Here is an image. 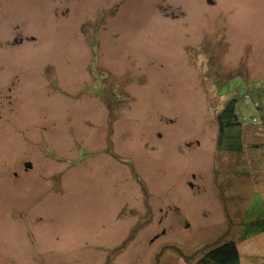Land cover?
Listing matches in <instances>:
<instances>
[{"label":"rangeland","instance_id":"1","mask_svg":"<svg viewBox=\"0 0 264 264\" xmlns=\"http://www.w3.org/2000/svg\"><path fill=\"white\" fill-rule=\"evenodd\" d=\"M210 1L0 0V40L38 39L0 48V264H264V0Z\"/></svg>","mask_w":264,"mask_h":264},{"label":"trees","instance_id":"2","mask_svg":"<svg viewBox=\"0 0 264 264\" xmlns=\"http://www.w3.org/2000/svg\"><path fill=\"white\" fill-rule=\"evenodd\" d=\"M230 96V98L227 97L221 109L215 114V122L217 125L216 148L219 151L237 152L241 150V143L238 135L236 136L233 133L234 129L239 128L243 123L256 125L259 117L252 115L249 118L246 114L241 113L237 107V97L235 95ZM244 97V99H251L250 102L255 108H260L258 94L247 92L244 94ZM242 116H245V121L241 119ZM263 222L261 219L250 222L252 226L251 232L254 235L264 232ZM187 264H240L238 245L234 240H227L221 244L212 246L202 252L196 261Z\"/></svg>","mask_w":264,"mask_h":264},{"label":"flooded vegetation","instance_id":"3","mask_svg":"<svg viewBox=\"0 0 264 264\" xmlns=\"http://www.w3.org/2000/svg\"><path fill=\"white\" fill-rule=\"evenodd\" d=\"M14 15H19L18 12L14 13ZM17 20L20 21V19L18 18ZM23 25L19 26L16 24L12 29H10L9 31L4 33V36L2 38V40H0V48L2 47H10V48H17L16 52L18 54L24 53L22 52V50L26 47V46H32L33 43L38 42V39H36V37L34 36V34H32L34 27L32 24H27L26 21L24 20V22L22 23ZM22 49L21 51H18V49ZM30 50V49H29ZM26 52L29 53L28 50H25ZM3 52V51H2ZM2 52H0V62H3V55L1 54ZM19 58L22 60V58L20 56L22 55H18ZM11 72H9L8 74H10ZM3 74V70L2 68H0V77ZM21 74V73H19ZM33 164L30 161H23L22 163V169H17V171H12V175L13 177H17L18 174H20L22 176L23 172H25L23 175L25 176L28 172L33 170ZM4 177L7 175V173L5 172V170L1 173ZM50 174L48 173V176ZM4 177L2 179H4ZM6 208H13V205H8ZM109 264V262H108Z\"/></svg>","mask_w":264,"mask_h":264},{"label":"water","instance_id":"4","mask_svg":"<svg viewBox=\"0 0 264 264\" xmlns=\"http://www.w3.org/2000/svg\"><path fill=\"white\" fill-rule=\"evenodd\" d=\"M208 1H209V3H211L210 0H208ZM241 119L245 121V116H242ZM244 124H245V123H243V125H244ZM192 177L194 178V175H193ZM189 186L192 187L193 184L190 182V183H189Z\"/></svg>","mask_w":264,"mask_h":264}]
</instances>
